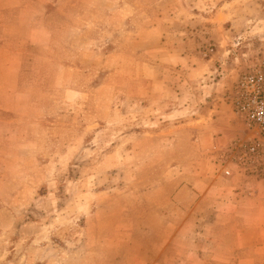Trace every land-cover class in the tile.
Masks as SVG:
<instances>
[{
	"label": "rangeland",
	"instance_id": "rangeland-1",
	"mask_svg": "<svg viewBox=\"0 0 264 264\" xmlns=\"http://www.w3.org/2000/svg\"><path fill=\"white\" fill-rule=\"evenodd\" d=\"M60 1L42 83L1 129L0 264L97 258L120 204L175 187L213 131L227 157L250 134L232 94L264 56V0Z\"/></svg>",
	"mask_w": 264,
	"mask_h": 264
},
{
	"label": "crops",
	"instance_id": "crops-1",
	"mask_svg": "<svg viewBox=\"0 0 264 264\" xmlns=\"http://www.w3.org/2000/svg\"><path fill=\"white\" fill-rule=\"evenodd\" d=\"M51 3L0 0V135L3 128L9 135L10 126L15 132L18 107L32 100L20 86L42 83L38 68L49 66L48 23L60 14ZM222 133L208 134L198 157L179 165L184 174L175 187L164 175L146 199L120 204L124 218L105 222L97 258L58 254L57 264H264V251L256 249L263 243L264 181L236 171L222 175L227 155L219 150L228 144ZM132 213L135 222L128 218Z\"/></svg>",
	"mask_w": 264,
	"mask_h": 264
},
{
	"label": "built area",
	"instance_id": "built-area-1",
	"mask_svg": "<svg viewBox=\"0 0 264 264\" xmlns=\"http://www.w3.org/2000/svg\"><path fill=\"white\" fill-rule=\"evenodd\" d=\"M232 107L250 134L231 145L222 175L231 177L236 171L264 181V56L240 75L233 89Z\"/></svg>",
	"mask_w": 264,
	"mask_h": 264
}]
</instances>
